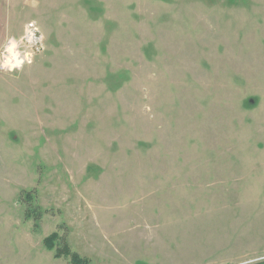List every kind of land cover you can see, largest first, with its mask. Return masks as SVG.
<instances>
[{"label":"rangeland","instance_id":"374dc122","mask_svg":"<svg viewBox=\"0 0 264 264\" xmlns=\"http://www.w3.org/2000/svg\"><path fill=\"white\" fill-rule=\"evenodd\" d=\"M70 254L264 260V0H0V264Z\"/></svg>","mask_w":264,"mask_h":264},{"label":"trees","instance_id":"16d2710c","mask_svg":"<svg viewBox=\"0 0 264 264\" xmlns=\"http://www.w3.org/2000/svg\"><path fill=\"white\" fill-rule=\"evenodd\" d=\"M53 237H56V235L55 234L51 235L50 237L45 239V242L48 244L49 247L51 246V238H53ZM64 254L65 255L69 254L67 249L65 250ZM70 256H71V260H72L73 264H85V261L80 259L76 254H70ZM252 264H264V260L254 262Z\"/></svg>","mask_w":264,"mask_h":264},{"label":"bare ground","instance_id":"6f19581e","mask_svg":"<svg viewBox=\"0 0 264 264\" xmlns=\"http://www.w3.org/2000/svg\"><path fill=\"white\" fill-rule=\"evenodd\" d=\"M28 34H29V36H30V40H29V42L31 43V44H35V43H37V37L35 36L36 34H35V32L33 33V32H31V31H28ZM36 45V44H35ZM13 46H14V43L13 42H9V44H8V46H7V51L8 52H11V54H12V50H13ZM38 46V45H37ZM16 58V57H15ZM10 63H12V65L13 66H20L21 65V63H22V60H16L15 62H10ZM12 66V67H13Z\"/></svg>","mask_w":264,"mask_h":264}]
</instances>
